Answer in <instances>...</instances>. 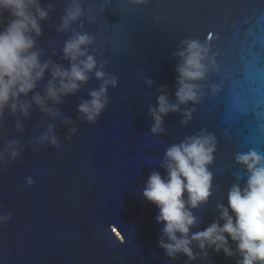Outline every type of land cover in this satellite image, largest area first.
I'll return each instance as SVG.
<instances>
[{"label": "water", "instance_id": "water-1", "mask_svg": "<svg viewBox=\"0 0 264 264\" xmlns=\"http://www.w3.org/2000/svg\"><path fill=\"white\" fill-rule=\"evenodd\" d=\"M49 2L55 9L41 24V59L67 67L60 48L69 34L52 26L60 23L68 0H41V6ZM84 5L92 7L95 21L82 29L95 37L89 51L98 62L107 61L104 70L118 78V86L108 89L109 104L93 124L77 119L76 108L98 86L95 79L56 106L74 124L44 117L34 106L21 137L13 129L14 117L5 113L0 147L17 139L25 150L0 172V215L11 214L0 223V264H185L186 257L170 260L158 247V210L141 192L151 171L164 174L159 164L169 145L202 129L214 134L212 194L194 210L201 223L191 229L200 231L216 218V205L227 203L235 176L243 174L235 155L250 149L264 154V0H147L140 5L84 0ZM185 40L207 44L214 68L197 82L199 102L181 106V111L194 109L191 120L182 125L181 114L171 113L164 118V134L152 135L148 107L155 106L161 85L174 101L178 60L173 53ZM145 78L154 81L151 88ZM43 86L41 81L36 91ZM50 123L60 146L27 148V140ZM73 126L77 131L69 134ZM26 177L34 180L32 186ZM209 253L203 264H235L222 252Z\"/></svg>", "mask_w": 264, "mask_h": 264}, {"label": "clouds", "instance_id": "clouds-1", "mask_svg": "<svg viewBox=\"0 0 264 264\" xmlns=\"http://www.w3.org/2000/svg\"><path fill=\"white\" fill-rule=\"evenodd\" d=\"M129 3L140 5L147 0ZM54 9L52 2L41 6V0H0V136L7 131V112L14 117L15 133L22 137L24 122L30 119L34 106L44 117L74 124L56 106L80 92L90 79H95L98 86L88 91L87 99L80 100L76 111L77 119L93 124L109 104L108 89L118 86V78L104 70L107 61L98 62L94 52L89 51L95 37L82 29L85 22L95 21L92 7L86 9L84 0H68L60 23L52 26L59 34H69L60 48V60L67 61V67L52 59H41L45 50L38 46L37 39L42 35V22L50 18ZM47 43L55 56V45L51 40ZM209 52L207 44L185 40L173 53L178 60L175 99L170 100L165 85L157 89L155 106L148 107L152 135L164 134V118L171 113L181 114L182 125L191 120L194 109L181 111V106L199 102L201 89L197 82L205 80L214 68ZM41 81L43 90L38 92ZM144 84L151 88L154 81L145 78ZM76 131L75 126L68 129L69 134ZM216 143L214 134L203 129L186 136L164 150L159 164L164 174L150 172L141 195L158 210L155 220L162 224L158 247L170 260L186 257L185 264L198 260L203 264L209 259V250L222 252L235 264H264V154L250 149L235 155L234 161L242 167L243 174L235 176L226 194L227 203L216 205L217 216L207 227L191 231L201 223L194 210L207 204L212 194L213 173L209 167ZM26 146L33 151L44 146L58 148L55 125L48 124L38 137L28 139ZM24 150L19 140L6 139L0 147V172H6ZM25 182L28 186L34 184L31 177H26ZM10 218V213L0 215V223Z\"/></svg>", "mask_w": 264, "mask_h": 264}]
</instances>
